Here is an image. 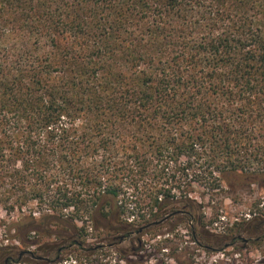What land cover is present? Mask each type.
<instances>
[{
	"label": "trees",
	"instance_id": "1",
	"mask_svg": "<svg viewBox=\"0 0 264 264\" xmlns=\"http://www.w3.org/2000/svg\"><path fill=\"white\" fill-rule=\"evenodd\" d=\"M229 174L264 183V0H0V264L211 240Z\"/></svg>",
	"mask_w": 264,
	"mask_h": 264
},
{
	"label": "rangeland",
	"instance_id": "2",
	"mask_svg": "<svg viewBox=\"0 0 264 264\" xmlns=\"http://www.w3.org/2000/svg\"><path fill=\"white\" fill-rule=\"evenodd\" d=\"M222 188L213 195L198 197L204 206L205 229L217 237L202 239L201 246H198L192 241L189 225L174 218L169 226L160 229L161 239L167 238L164 244L167 249H163L164 245L159 244V239L154 238L151 231L145 232L141 235L142 240L151 242V246L148 252L133 257L135 264H264V231L260 229L250 233L254 231L256 221L264 219V183L249 184L244 178L229 174L223 180ZM89 232L86 246L97 241V233ZM3 237L0 231V239ZM134 244L140 246L143 243L135 241ZM130 245L127 240L117 247L98 250L91 260L84 255L82 262L67 260L74 254L64 253V258L59 261L36 264H124L121 261L117 263V257L128 254ZM216 254L219 256L217 262L210 261V257Z\"/></svg>",
	"mask_w": 264,
	"mask_h": 264
},
{
	"label": "built area",
	"instance_id": "3",
	"mask_svg": "<svg viewBox=\"0 0 264 264\" xmlns=\"http://www.w3.org/2000/svg\"><path fill=\"white\" fill-rule=\"evenodd\" d=\"M249 216H250V214H248ZM164 235V234H163ZM161 237H162V234H159V235H157L155 238H158L159 239V241H160V243L159 244H162V245H164L165 244V242L167 241H162V240H164V239H167L166 237H164L163 239H161ZM161 239V240H160ZM192 241H194V240H192ZM193 243H195L196 245H198V246H201V245H199V243L198 242H196V241H194ZM149 245L151 246V242H149V241H146V244H145V247H144V249L143 250H141L140 251V254H143V252H148V249H149ZM167 246H163V249L164 250H166L167 248H166ZM224 254V253H223ZM218 254H216V255H213V256H211L210 257V261H214V262H217V260H218ZM121 262H123L124 263V261H121Z\"/></svg>",
	"mask_w": 264,
	"mask_h": 264
}]
</instances>
